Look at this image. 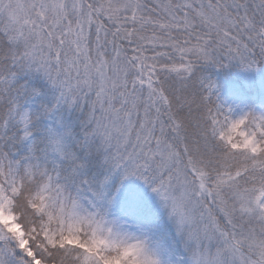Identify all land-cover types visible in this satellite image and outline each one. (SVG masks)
<instances>
[{
    "label": "snow or ice",
    "instance_id": "6c2138e0",
    "mask_svg": "<svg viewBox=\"0 0 264 264\" xmlns=\"http://www.w3.org/2000/svg\"><path fill=\"white\" fill-rule=\"evenodd\" d=\"M207 64L264 65V0H0V205L20 225L19 236L0 228V264H101L88 241L111 202L69 132L34 136L58 107L85 114L81 146L109 170L101 187L119 174L156 195L181 264H264V147L221 135L239 119L264 146V111L234 115L197 71ZM21 71L56 90L51 108L24 106L38 92L17 83Z\"/></svg>",
    "mask_w": 264,
    "mask_h": 264
},
{
    "label": "trees",
    "instance_id": "16d2710c",
    "mask_svg": "<svg viewBox=\"0 0 264 264\" xmlns=\"http://www.w3.org/2000/svg\"><path fill=\"white\" fill-rule=\"evenodd\" d=\"M264 65L258 66V70ZM197 71L216 85L219 99L236 110L264 103V91L252 87L248 76L249 70H242L233 64L225 68H216L211 64L199 66ZM17 83L26 89H34L38 95L29 96L25 107L35 113H40L44 107L51 108L55 103L56 90L37 73L20 72ZM257 112V108L255 109ZM85 114L76 109L58 107L47 116H41L35 121L34 136H41L47 129L57 132H69L67 137L69 147L85 164L83 175L88 179L92 188L103 197L105 203L110 201L108 215L110 217H123L131 221L135 229L142 231L152 244L159 248V252L166 264H181L186 255L179 238L164 209L151 190L136 178L121 180L119 174H113L110 181L101 187L109 170L103 163V154L95 144L81 146L83 139ZM16 154H23V145H14Z\"/></svg>",
    "mask_w": 264,
    "mask_h": 264
},
{
    "label": "clouds",
    "instance_id": "9594fccd",
    "mask_svg": "<svg viewBox=\"0 0 264 264\" xmlns=\"http://www.w3.org/2000/svg\"><path fill=\"white\" fill-rule=\"evenodd\" d=\"M225 143L241 150L259 151L262 145L255 142L250 130L239 119L227 123L221 130ZM15 211L11 206L0 205V228L6 229L17 236L20 235V225L14 220ZM109 215L104 217L102 227L88 241L93 254H98L101 264H154L162 258L156 252L151 240L140 230L134 229L126 222ZM151 255V260L146 257Z\"/></svg>",
    "mask_w": 264,
    "mask_h": 264
},
{
    "label": "rangeland",
    "instance_id": "374dc122",
    "mask_svg": "<svg viewBox=\"0 0 264 264\" xmlns=\"http://www.w3.org/2000/svg\"><path fill=\"white\" fill-rule=\"evenodd\" d=\"M248 72H249L248 74L253 73L252 75L248 76L250 82H252V87L258 88L259 90L264 91V69H262L261 71H256V72L249 70ZM249 107H252L254 109L257 108L258 112L264 111V103L263 102H260L259 105H251ZM249 107L241 108L240 110H236L233 107L232 108L234 109V115H239L242 110H247V108H249ZM113 218L119 219L122 222H126L127 224H129L130 226H132L135 229V227L131 221H129L123 217H113ZM161 258H162V264H163V262H164V264H166V261L163 259L162 255H161Z\"/></svg>",
    "mask_w": 264,
    "mask_h": 264
}]
</instances>
